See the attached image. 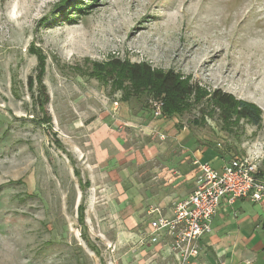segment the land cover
Returning a JSON list of instances; mask_svg holds the SVG:
<instances>
[{"label":"rangeland","instance_id":"1","mask_svg":"<svg viewBox=\"0 0 264 264\" xmlns=\"http://www.w3.org/2000/svg\"><path fill=\"white\" fill-rule=\"evenodd\" d=\"M114 60L171 69L203 95L167 114L104 73ZM217 89L261 123L224 120ZM201 150L253 158L264 176V0H0V264L169 260L137 198L179 186L162 183L166 160L195 169Z\"/></svg>","mask_w":264,"mask_h":264},{"label":"crops","instance_id":"2","mask_svg":"<svg viewBox=\"0 0 264 264\" xmlns=\"http://www.w3.org/2000/svg\"><path fill=\"white\" fill-rule=\"evenodd\" d=\"M184 139L186 137L181 136L178 140L183 141ZM202 153L201 150L200 155L195 156L201 159L194 161L195 164H197L196 162L204 163L203 160L207 159L206 163H209L213 168L220 169L228 162H224L222 159L218 160L217 154L210 159L211 156L206 157ZM176 166V168L170 169L171 165L166 160L160 172L164 177L162 183L167 180L173 181V183L176 181L179 186L169 183L170 186L167 189L149 193L145 200L141 196L137 198L141 206L146 209L147 215L143 217H149L148 221L157 212L170 216L173 202L186 198L194 189L193 181L196 173H198L196 183L198 182L200 178L198 166L195 169L190 168L185 162ZM155 179L158 184L161 183L159 176ZM140 220H142L141 213H130L125 216V223L131 229L137 227ZM124 233L126 232L121 231L119 234ZM151 251L159 258L166 254V250L160 249L158 246L151 248ZM152 264H177V261L171 254L169 260L156 259L152 261ZM189 264H264V200L253 203L242 198L232 204L222 200L211 220V232L200 238L199 255L191 259Z\"/></svg>","mask_w":264,"mask_h":264},{"label":"built area","instance_id":"3","mask_svg":"<svg viewBox=\"0 0 264 264\" xmlns=\"http://www.w3.org/2000/svg\"><path fill=\"white\" fill-rule=\"evenodd\" d=\"M196 163L200 178L192 192L173 202L170 216L157 212L148 221L150 232L166 240L177 264H189L199 255L200 238L211 232V220L222 200L228 204L242 198L253 203L264 200V176L253 158L234 156L220 169Z\"/></svg>","mask_w":264,"mask_h":264},{"label":"trees","instance_id":"4","mask_svg":"<svg viewBox=\"0 0 264 264\" xmlns=\"http://www.w3.org/2000/svg\"><path fill=\"white\" fill-rule=\"evenodd\" d=\"M103 67L105 74L126 76L129 81L128 86L123 90L127 93L129 90L135 93L150 91L155 97H162L164 101L163 111L167 114L180 112L189 107L186 102L192 97L199 100L202 93L198 94L199 89L187 83L176 72L171 69L166 71L152 68L148 63H129L114 60ZM116 79H112L114 82ZM119 85V81H118ZM199 97V98H198ZM197 98V99H196ZM210 99L216 106L223 108L226 112L223 119L230 116L234 118L246 119L253 125L261 123L260 110L252 103L244 100H238L232 94L215 90Z\"/></svg>","mask_w":264,"mask_h":264}]
</instances>
